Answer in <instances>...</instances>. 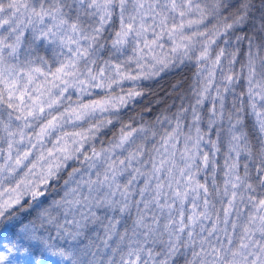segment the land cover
I'll list each match as a JSON object with an SVG mask.
<instances>
[{"label": "snow or ice", "instance_id": "6c2138e0", "mask_svg": "<svg viewBox=\"0 0 264 264\" xmlns=\"http://www.w3.org/2000/svg\"><path fill=\"white\" fill-rule=\"evenodd\" d=\"M0 264H264V0H0Z\"/></svg>", "mask_w": 264, "mask_h": 264}, {"label": "trees", "instance_id": "16d2710c", "mask_svg": "<svg viewBox=\"0 0 264 264\" xmlns=\"http://www.w3.org/2000/svg\"><path fill=\"white\" fill-rule=\"evenodd\" d=\"M191 75H192V70L185 71L183 73H180L179 75H177L175 72H172V73L164 74L158 81L146 82V83H150V91L146 93L142 106L148 105L154 100H160L162 97H164L165 90L170 91L171 84H173L177 80H180L181 78L188 80L191 78ZM166 99H171V98L169 97ZM157 107H160V105L158 104L153 105L154 109Z\"/></svg>", "mask_w": 264, "mask_h": 264}]
</instances>
